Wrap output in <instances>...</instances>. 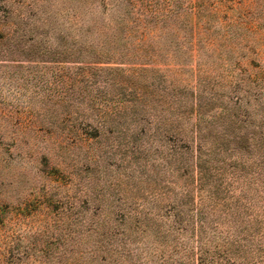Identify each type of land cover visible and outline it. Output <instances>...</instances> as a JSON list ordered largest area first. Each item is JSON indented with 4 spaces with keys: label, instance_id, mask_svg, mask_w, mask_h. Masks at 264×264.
Returning a JSON list of instances; mask_svg holds the SVG:
<instances>
[{
    "label": "rangeland",
    "instance_id": "obj_1",
    "mask_svg": "<svg viewBox=\"0 0 264 264\" xmlns=\"http://www.w3.org/2000/svg\"><path fill=\"white\" fill-rule=\"evenodd\" d=\"M117 1L0 0V264H182L195 99L216 161L247 166L206 219L264 264V0ZM151 7L153 40H110Z\"/></svg>",
    "mask_w": 264,
    "mask_h": 264
},
{
    "label": "trees",
    "instance_id": "obj_2",
    "mask_svg": "<svg viewBox=\"0 0 264 264\" xmlns=\"http://www.w3.org/2000/svg\"><path fill=\"white\" fill-rule=\"evenodd\" d=\"M149 1H151L149 6H153L152 2L156 0ZM109 2H111L110 4L113 2L112 5H109V10H116L119 8L117 6V0H100V4L103 8H106ZM162 2L166 5L171 3L170 0H162ZM152 8L153 7L150 8L151 10H149V13H134L133 11L131 13H127L126 11L124 15L117 14V24L114 29L116 32L119 30L121 36L119 37L115 35L111 37L110 40L114 42L127 40L128 38H131L130 36L134 33L137 34V38L141 43L145 42L148 35L149 41L153 40L156 32L159 31L160 28L157 27V25L162 22V29L163 25H165L166 19L170 17L171 13L168 11H153ZM162 33V31L159 33V35L161 34L160 37L163 36ZM201 109L202 106L198 104V99H195L194 108H192L191 111H184L181 115L182 118H195V122L192 124L191 130L188 131L185 129L182 131V129H180L181 134L184 133L182 149L184 154H186L185 157H187L184 172L185 177L188 178L186 181L188 185L184 190V208H187L188 212L192 216L184 223V232L188 233L192 229V233L189 235L190 241L187 240L185 243L183 261L181 263L240 264L239 259L241 257L236 253L235 249V247L239 245L240 241L233 237L236 231L232 230L230 226L222 231V223H214L211 220L206 219V210L209 209L210 214L215 212V209L219 206V195H224V199H221L224 206H229V203L232 204L234 194L236 193L234 183H240L242 176H244L243 172L247 168L246 161L243 160V157L240 158L241 169L239 170L238 166H231L230 168H227L221 163V161H216L218 152L214 147L215 144L212 143V139L210 140L208 137V131H211L212 127H206L204 124L202 125L204 122V113ZM241 142L243 141H238L237 143L240 144ZM241 149L242 147L240 146L236 150ZM217 150L223 151L221 147L217 148ZM230 150L233 151V149ZM261 169L263 175L262 177L264 179V151L262 155ZM229 171H232V180L230 183H226L224 186H219L220 182L215 185L210 184L213 179L223 177L227 175L226 173ZM191 178L193 181L192 183H190ZM262 188L264 191V185ZM240 191L241 193L244 192V188L242 187ZM206 204L208 207H204ZM233 210L234 209L228 207L225 216ZM249 232L253 233L251 229H243L241 235H247ZM239 233H241V231H239Z\"/></svg>",
    "mask_w": 264,
    "mask_h": 264
}]
</instances>
